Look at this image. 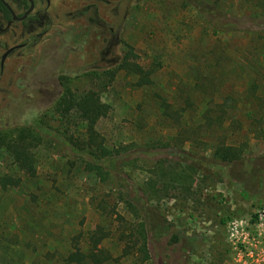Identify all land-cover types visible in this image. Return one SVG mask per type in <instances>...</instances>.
Masks as SVG:
<instances>
[{"label": "rangeland", "instance_id": "rangeland-1", "mask_svg": "<svg viewBox=\"0 0 264 264\" xmlns=\"http://www.w3.org/2000/svg\"><path fill=\"white\" fill-rule=\"evenodd\" d=\"M32 1L25 23L0 18V63L29 43L0 65V133L43 125L36 177L0 149V264H66L102 235L104 264H253L245 237L264 211V0ZM69 90L94 93L105 113L60 115ZM212 102L231 115L223 128L205 126ZM90 129L119 154L81 149ZM219 145L244 148V160L221 162ZM5 177L17 183L4 188ZM234 222L243 229L232 237Z\"/></svg>", "mask_w": 264, "mask_h": 264}, {"label": "trees", "instance_id": "trees-1", "mask_svg": "<svg viewBox=\"0 0 264 264\" xmlns=\"http://www.w3.org/2000/svg\"><path fill=\"white\" fill-rule=\"evenodd\" d=\"M0 11L4 12L6 17L10 19V13L4 3L0 0ZM256 17V16H255ZM257 18V17H256ZM258 20H264L261 15L258 16ZM254 18H247V22L252 23ZM110 33L112 31L109 29ZM76 54H74L75 56ZM78 58V55H76ZM70 70L73 71L72 68ZM77 72L74 71L72 73ZM144 71L140 66L135 67L134 73L142 74ZM1 77V71H0ZM1 93V92H0ZM59 113L62 116H69L71 110H75L79 115V118L84 121H92L97 116L104 114L105 106L101 103L100 98L96 96L94 93H85L81 96H77L74 93L69 92L66 93L58 103ZM230 113L223 106V104L210 103L208 105L206 111L203 114V119L205 122V126L207 129H212L214 126H219L223 128L228 121H230ZM43 125L39 121H36L35 124L29 128H23L15 131L10 137L5 136V134L0 133V149L5 148L10 152L11 156L14 159L15 164L21 167L27 175L31 178L36 177L37 167H36V159L33 152L34 143L39 140V131L43 132ZM99 134L90 129L88 133V142H83L81 144V149L86 150L89 148V154L101 158L108 159L115 156L118 152H114L113 150L108 149L103 142L99 139ZM244 148L238 147L236 145H219L215 151L218 159L221 162H224L228 165H234L238 162H242L243 159ZM119 154V153H118ZM187 155L191 156L190 153ZM260 161V160H259ZM258 161V162H259ZM262 166H264V160L260 162ZM258 168H254L256 171ZM260 171H263L261 168ZM261 182H264V177L260 174L257 176ZM164 178V175L159 177ZM175 179V178H174ZM173 179V180H174ZM177 180V179H176ZM2 185L4 188L8 186H12L17 183V180L12 177H5L2 180ZM155 184L157 181L153 183L149 187L151 192L156 194H160L161 191L155 188ZM141 236H142V251L145 254V258L149 257V233L147 229V224L143 223L141 225ZM92 238V237H91ZM105 238L104 235L99 236L94 240V247L90 249L88 252H83L79 249H76L74 252L70 253L68 257L65 259L66 264H104L112 259L111 254L100 247L101 241ZM177 240V239H176ZM163 245L168 247L171 245V242H167V240H162ZM166 250V249H165ZM170 250V249H169ZM167 251V250H166ZM168 252V251H167ZM169 253H172L171 251Z\"/></svg>", "mask_w": 264, "mask_h": 264}, {"label": "built area", "instance_id": "built-area-1", "mask_svg": "<svg viewBox=\"0 0 264 264\" xmlns=\"http://www.w3.org/2000/svg\"><path fill=\"white\" fill-rule=\"evenodd\" d=\"M231 226L232 237L238 234V227L243 229L237 222L232 223ZM245 240H247V259L253 264H264V211L259 212L254 226L247 227Z\"/></svg>", "mask_w": 264, "mask_h": 264}, {"label": "flooded vegetation", "instance_id": "flooded-vegetation-1", "mask_svg": "<svg viewBox=\"0 0 264 264\" xmlns=\"http://www.w3.org/2000/svg\"><path fill=\"white\" fill-rule=\"evenodd\" d=\"M3 3H4V5L6 6V4L11 8V10L10 9H8V7H7V9H8V11H9V13H10V19H8L7 17H6V15H5V13L4 12H2V11H0V18L2 19V21H4V22H7V23H12V22H14V21H16V22H20V23H25L28 19H29V17H30V14L32 13V12H30V14L24 19V20H15V19H13V13L18 17V18H22L27 12H28V10L30 9V7H31V5H32V3L31 2H33L32 0H1ZM34 3V2H33ZM17 6V8L18 9H20V10H22V12H20V13H18L17 11H16V9H15V7ZM40 36H42V35H38L36 38H39ZM34 40V39H33ZM28 44L29 43H23V44H20V45H17V46H13V47H11V48H9V49H12V48H14V47H17V48H15L12 52H14L15 50H19V49H24V48H26L27 46H28ZM8 49V50H9ZM7 50V51H8ZM6 51V52H7ZM5 52V53H6ZM11 52V53H12ZM4 53V54H5ZM10 53V54H11ZM3 54V55H4ZM6 59V58H5ZM5 59H4V61H5ZM3 61V56H2V59H1V63H0V65L2 66V63L4 62ZM4 64V63H3Z\"/></svg>", "mask_w": 264, "mask_h": 264}, {"label": "water", "instance_id": "water-1", "mask_svg": "<svg viewBox=\"0 0 264 264\" xmlns=\"http://www.w3.org/2000/svg\"><path fill=\"white\" fill-rule=\"evenodd\" d=\"M32 3V5H31V7H30V9L28 10V12L22 17V18H18L14 13H13V19H15V20H24L29 14H30V12H32L33 11V9H34V3L33 2H31ZM6 6L8 7V9H10L11 10V8L6 4ZM15 48H17V47H14V48H12V49H9L4 55H3V61H4V59L15 49ZM4 63V62H3ZM3 63H2V66H3Z\"/></svg>", "mask_w": 264, "mask_h": 264}]
</instances>
